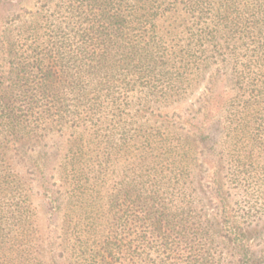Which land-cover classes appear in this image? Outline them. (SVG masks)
Returning a JSON list of instances; mask_svg holds the SVG:
<instances>
[{
  "label": "trees",
  "instance_id": "trees-1",
  "mask_svg": "<svg viewBox=\"0 0 264 264\" xmlns=\"http://www.w3.org/2000/svg\"><path fill=\"white\" fill-rule=\"evenodd\" d=\"M0 10V264H264V0Z\"/></svg>",
  "mask_w": 264,
  "mask_h": 264
},
{
  "label": "rangeland",
  "instance_id": "rangeland-1",
  "mask_svg": "<svg viewBox=\"0 0 264 264\" xmlns=\"http://www.w3.org/2000/svg\"><path fill=\"white\" fill-rule=\"evenodd\" d=\"M5 10H0L1 17L4 15ZM2 22L0 21V25ZM182 109V108H180ZM178 108V110H180ZM253 153V154H252ZM247 162V173L245 180H242L240 189L236 188L237 180H233V188L231 190L230 199L232 213L235 214L238 219V225H243L241 221L248 219L246 212L249 210V205H261L262 212L260 211L259 216H254V222L248 220V224L251 226L249 229L250 234L264 236V150L262 151L259 147L255 150L248 151ZM257 205V206H258ZM255 214V212H252ZM260 241V240H259ZM262 245V239H261Z\"/></svg>",
  "mask_w": 264,
  "mask_h": 264
}]
</instances>
